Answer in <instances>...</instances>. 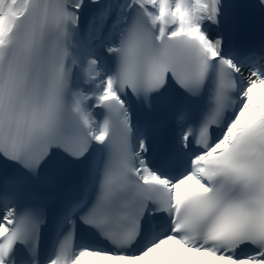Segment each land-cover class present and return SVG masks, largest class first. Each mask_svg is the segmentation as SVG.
<instances>
[{
  "label": "snow or ice",
  "instance_id": "obj_1",
  "mask_svg": "<svg viewBox=\"0 0 264 264\" xmlns=\"http://www.w3.org/2000/svg\"><path fill=\"white\" fill-rule=\"evenodd\" d=\"M237 7L0 0V264H264V0L255 39Z\"/></svg>",
  "mask_w": 264,
  "mask_h": 264
}]
</instances>
